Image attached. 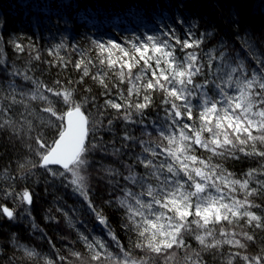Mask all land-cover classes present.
<instances>
[{
	"label": "trees",
	"instance_id": "obj_1",
	"mask_svg": "<svg viewBox=\"0 0 264 264\" xmlns=\"http://www.w3.org/2000/svg\"><path fill=\"white\" fill-rule=\"evenodd\" d=\"M180 19L184 20L183 25L177 22ZM233 20L239 27L233 24ZM189 26H193L197 36L204 37L205 42L200 47L210 55H215L216 50L223 47L233 57H240L235 64L230 58L229 65L224 67L215 61L221 74L230 72V67L239 63L247 69L244 75H248L249 80L254 69L260 71V65L249 57L253 53L264 52V0H0V205L9 208L20 206L15 220L0 215V264H87L83 262L84 258L98 264H125V261L132 264H191L196 253L205 264H248L243 260L244 256H264V197L246 195L257 187L256 177H247V188L237 185L232 196L260 219L249 222L250 217L239 214L233 218L232 224L221 222L225 232L236 234L234 238L239 239L244 248L229 244L228 239L232 237H222L218 233L215 239L221 242L214 249H204L193 235H187V247L174 245L166 253H155L148 248L149 241L163 247V243L157 245V241H163L162 235L153 237L150 229L145 238L123 228V211H118L116 205L105 203L109 196L113 199L122 196L120 191L113 193L108 182L120 178L104 169L124 172L121 161L128 160V153L136 155L142 152L138 146L122 148L124 143L131 145V142L123 140L126 129L136 137L142 136L150 141L153 146L161 143L151 126L142 128L139 124L114 119V133H104V142L109 145L108 153L94 151L88 156L89 165L84 171L85 187L91 201L107 219V225L97 223L87 202L59 179H51L37 163L42 153L35 138L43 134L51 144L56 135L54 122L43 113L47 105L39 96L46 95V89L59 81L57 90L72 93L71 99L76 103L95 97V105L99 107L109 97L101 95L104 89L91 75L103 73L100 78L105 79L110 87L119 81V61L115 69L108 68L106 62L100 65L98 57L101 53L94 42L113 41L131 50L132 40L143 43L145 37H159L170 28L183 39ZM209 32L211 36L206 35ZM16 44L24 50H17ZM103 56L107 57V52ZM112 56L123 59L118 50H113ZM90 60L91 64L88 63ZM81 62V68L88 64L90 72L83 81L80 79L81 70L75 67ZM138 67L132 71L137 72ZM17 72L19 75H14ZM24 75L31 79L24 81ZM233 76L237 90L232 94L237 102H242L239 90L245 89L246 82L243 75ZM142 83L143 78L132 81L125 77L123 82L117 83V88L125 94L133 89L131 98L136 99L135 90ZM117 88L112 89L113 94ZM256 91V85H252L246 94ZM47 95L53 99L51 94ZM162 95L160 91L153 93L157 104ZM55 107L58 116L66 111L63 104ZM96 107L90 101L84 110L95 113ZM253 110H259L255 102ZM158 111L163 117V112L153 107L148 110V121L155 120ZM115 115L116 110L107 109L105 122ZM250 131L258 135L255 126ZM113 140L115 147H121L123 156L111 155ZM250 143H255L257 150L264 149V144L259 141ZM246 151L252 149L246 148ZM195 154L210 156L203 149ZM260 161L258 156L241 155L237 160L229 159L224 167L233 174V179L243 183L246 179L244 174L259 168ZM137 171L143 172L142 167ZM120 182L125 184L122 179ZM25 189L32 194L31 205L19 200L18 194ZM8 193L17 195H6ZM253 204L260 207H253ZM243 211L241 209V213ZM159 222L166 224V221ZM33 224L35 228L31 226ZM241 233H247L253 239L247 240ZM85 236L90 237L89 244L96 241L107 247L96 254L95 245L89 249L84 243Z\"/></svg>",
	"mask_w": 264,
	"mask_h": 264
},
{
	"label": "snow or ice",
	"instance_id": "obj_2",
	"mask_svg": "<svg viewBox=\"0 0 264 264\" xmlns=\"http://www.w3.org/2000/svg\"><path fill=\"white\" fill-rule=\"evenodd\" d=\"M177 22L183 25L184 20ZM233 24L239 27L235 20ZM206 35L211 36L212 33ZM204 42V37L197 36L193 26H189L183 39L170 28L159 37H145L143 43L139 40L130 42L131 50L126 45L122 46L113 41L94 42L101 53V57H98L100 65L103 66L106 62L108 68L115 69L119 61L118 82H123L125 77L132 81L143 78L141 87L135 90L136 99L131 98L133 89L125 94L117 88L118 82L110 87L105 79L100 78L103 73L99 72L91 75V78L98 80L104 89L101 95L109 97L99 107L95 105V97L76 103L71 99L72 93H61L57 90L59 81L46 89L53 99H49L47 94L39 96L47 105L43 108V113L54 122L56 135L51 144L43 134L35 138L36 146L42 153L37 161L38 166L51 179H59L74 194L82 197L100 225H107V219L91 201L85 187V177L80 174L87 170L89 154L94 151L108 153L109 145L104 142V133H114L112 125L117 118L139 124L142 128L151 126L158 133L161 143L153 146L150 141L144 140L142 136L136 137L126 129L123 140L131 142V145L124 143L122 148L138 146L142 152L136 155L128 153V160L121 161L124 172L113 168L104 169L120 178L110 179L108 182L112 185L113 193H122L116 199L109 196L105 203L109 206L116 205L118 211H123L124 229L136 232L140 237H145L150 229L153 237L162 235L164 239L157 241V245L163 243V247L149 241L148 248L155 253H166L174 245L187 247V235H193L204 249H214L221 242L215 239L218 233L222 237H232L228 239L229 244L234 243L244 248L245 245L234 238L236 234L225 232L221 222L232 224L233 218L239 214L250 217L249 222L260 219L247 211L243 203L235 200L232 192L237 185L247 188V177H256L257 187H253L246 195L264 197V149L257 150L256 144L250 143L259 141L264 144V52L253 53L249 57L260 65V71L254 69L251 73L252 79L249 80L248 75H244L247 69L243 63L236 64L235 67H230V72L224 71L221 74L215 61H219L220 67H224L229 65L230 58L231 63L235 64L240 57H233L223 47L216 50L215 55H210L206 49L200 47ZM16 48L19 51L24 50L19 44H16ZM113 50H118L123 59L113 58ZM105 52L107 57L103 56ZM82 63L75 64L81 70V81L90 76L88 64L81 68ZM88 63L91 64L92 61ZM137 67L138 71L133 72V68ZM233 74L237 77L243 75L246 82L245 89L239 90L243 97L242 102H237L232 94L237 90V81ZM30 79L28 75L23 76L24 81ZM252 85H256L257 91L247 95L248 88ZM113 88H117L115 94ZM157 91L163 93L158 104L153 96ZM90 101L96 107L95 113H86L84 110ZM254 102L258 111L253 110ZM56 104H63L66 109L59 116ZM153 107L162 111L163 117L158 111L156 119L148 121V110ZM107 109L116 110V115L105 122ZM253 126L258 135H253L250 131ZM90 136L92 139L89 140ZM70 143L74 144L76 170H71L73 164L68 162L67 146ZM246 148H251L252 151H246ZM201 149L210 153V156L195 154ZM111 155H124L121 147H115L114 140ZM241 155L261 158L258 162L259 168H253L244 174L246 179L243 183L239 179H233V174L224 167L229 159L237 160ZM139 167H142L143 172L137 171ZM121 179L125 184H121ZM18 195L21 203L32 204V194L27 189ZM253 207L260 205L253 204ZM241 209H244L243 213ZM24 211L27 214V209ZM0 215L8 220L17 218L14 210L3 205H0ZM159 221H166V224H160ZM217 225H221L219 229L216 228ZM31 226L35 228V224ZM240 235L247 240L253 239L247 233ZM89 239L90 237L85 236L84 243L89 249L95 245L96 254L107 247L96 241L89 244ZM104 254L107 255L106 252ZM98 258L101 259V256ZM243 260L248 264H264V256H244ZM191 264L205 262L196 253Z\"/></svg>",
	"mask_w": 264,
	"mask_h": 264
},
{
	"label": "rangeland",
	"instance_id": "obj_3",
	"mask_svg": "<svg viewBox=\"0 0 264 264\" xmlns=\"http://www.w3.org/2000/svg\"><path fill=\"white\" fill-rule=\"evenodd\" d=\"M133 41V40H132ZM131 41V42H132ZM139 41H141V40H139ZM130 45H131V43H130ZM122 55V54H121ZM134 69H136V68H133V70ZM237 87V86H236ZM235 87V88H236ZM71 170H76V166H75V164H73V169H71ZM82 176H84L85 177V175H84V171L83 172H81L80 173ZM86 178V177H85ZM18 208H20V206L19 205H17V207H14V208H10V209H12V210H14V212L16 213V211L18 210ZM160 223V222H159ZM83 260V262H86L87 264H98V263H96L95 261H86L87 259L86 258H84V259H82ZM125 264H132L131 263V261H125L124 262Z\"/></svg>",
	"mask_w": 264,
	"mask_h": 264
},
{
	"label": "water",
	"instance_id": "obj_4",
	"mask_svg": "<svg viewBox=\"0 0 264 264\" xmlns=\"http://www.w3.org/2000/svg\"><path fill=\"white\" fill-rule=\"evenodd\" d=\"M67 153L69 154V163L71 164H74L75 163V160H74V144L73 143H70L68 146H67Z\"/></svg>",
	"mask_w": 264,
	"mask_h": 264
}]
</instances>
